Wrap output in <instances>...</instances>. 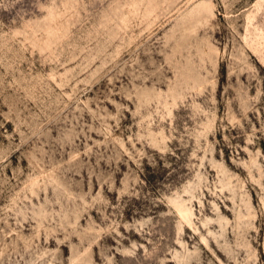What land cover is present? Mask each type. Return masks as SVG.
<instances>
[{"label":"rangeland","instance_id":"374dc122","mask_svg":"<svg viewBox=\"0 0 264 264\" xmlns=\"http://www.w3.org/2000/svg\"><path fill=\"white\" fill-rule=\"evenodd\" d=\"M0 264H264V0H0Z\"/></svg>","mask_w":264,"mask_h":264}]
</instances>
